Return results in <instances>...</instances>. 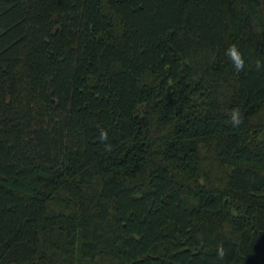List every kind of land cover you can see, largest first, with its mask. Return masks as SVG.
Listing matches in <instances>:
<instances>
[{"label":"trees","instance_id":"trees-1","mask_svg":"<svg viewBox=\"0 0 264 264\" xmlns=\"http://www.w3.org/2000/svg\"><path fill=\"white\" fill-rule=\"evenodd\" d=\"M0 264H264V0H0Z\"/></svg>","mask_w":264,"mask_h":264},{"label":"clouds","instance_id":"clouds-1","mask_svg":"<svg viewBox=\"0 0 264 264\" xmlns=\"http://www.w3.org/2000/svg\"><path fill=\"white\" fill-rule=\"evenodd\" d=\"M225 54L228 56V58H229L231 64L233 65L235 71L241 72L244 70V60L242 58L241 52L239 51V49L236 45H229V47L226 49ZM256 67L259 70L261 68V64L259 62H257ZM231 120H232L234 126L242 123L241 114H240L238 109H234L232 111ZM101 139L102 140L107 139L106 133H102ZM224 255H225L224 250L220 249L218 252L219 258L223 259Z\"/></svg>","mask_w":264,"mask_h":264}]
</instances>
